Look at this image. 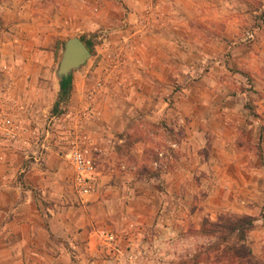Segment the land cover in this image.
Wrapping results in <instances>:
<instances>
[{"label": "crops", "instance_id": "0c3cea01", "mask_svg": "<svg viewBox=\"0 0 264 264\" xmlns=\"http://www.w3.org/2000/svg\"><path fill=\"white\" fill-rule=\"evenodd\" d=\"M95 8L128 21L118 29L129 53L118 57L122 71L113 75L132 103L123 96L120 122L106 123L92 140L95 189L73 192L70 203L46 187L49 177L38 180L40 198L15 184L11 199L0 168V264H174L189 224L198 228L221 210L255 217L263 204L247 235L257 254L264 238V0H0L6 60L46 70L37 52L16 48L74 20L89 24ZM250 28L252 40L244 36ZM147 148L155 157L142 173L127 159Z\"/></svg>", "mask_w": 264, "mask_h": 264}, {"label": "rangeland", "instance_id": "374dc122", "mask_svg": "<svg viewBox=\"0 0 264 264\" xmlns=\"http://www.w3.org/2000/svg\"><path fill=\"white\" fill-rule=\"evenodd\" d=\"M134 4L136 8L142 7L140 1H134ZM144 12L139 16L143 18ZM123 17H125L124 14L114 13L113 10L104 12L102 8H95L89 17V24L84 25L74 20L61 31L56 33L52 31L48 36L38 37L33 46L29 42H24L25 47L16 48L19 52L23 51L26 56H33L37 52L40 57L38 63L46 67V70L39 68L36 71V66L31 62H16L15 59L11 62L7 61L9 49L2 46L1 41L4 37L0 31V118L7 116L13 123L12 135L0 133V168L8 172L11 199L19 192V188L13 189L15 184L23 190L31 191L36 198H40L38 180L49 177L52 183L47 184L46 187L59 195L64 203H70L75 189L72 186L71 168L65 158L67 145L58 137L62 129L61 125L64 123L80 121L79 123L84 125L90 136L91 153L95 163L98 162L97 150L94 149L92 140L105 133L106 123L115 127L120 122L122 115L119 116V109L116 110V108L121 104V98L125 97L126 102H131L127 94L125 96L124 92L120 93L117 87L120 78L113 75L116 69L122 71L120 64H117L120 60L118 57L123 58L125 56L122 53L126 55L129 53L119 46L118 27L123 22L128 23L126 18L122 20ZM69 36H78L87 41L90 46V55L83 63L69 71L71 88L68 99L66 102H59L56 109L51 112L58 88L59 78L55 73L57 63L62 43ZM11 50L13 51V48ZM16 56L18 58L20 55ZM126 66L125 63L122 68L126 69ZM19 71H25L26 77L18 78ZM85 105H90L91 109L85 111L82 117L80 112ZM123 112L126 115L130 113L127 108ZM46 130H48L47 133H45ZM204 149L205 147L203 151ZM45 152L47 155L43 158L42 155ZM129 155L130 158L127 160L136 163L142 173L151 171L149 162L155 157L152 149H145L144 156L140 158ZM52 170L56 172L55 175L49 174ZM187 197L188 200L189 193ZM48 201L42 200L46 206L50 205ZM262 208L263 204L257 207L255 217L250 216L254 219L263 217ZM28 210L26 208V213L29 212ZM225 212L238 213L221 210L216 215ZM253 226L254 223L249 230ZM249 230L245 237L248 245ZM182 233L186 250L184 253L178 251L173 262L174 264H192L193 255L201 250L202 246H206L211 241V237L199 234V227L194 228L193 223L189 224L186 231ZM210 255L211 253L209 258ZM254 256L260 264H264V238H262L260 251ZM201 257L199 253L197 260L201 264H213L209 262V259L202 260Z\"/></svg>", "mask_w": 264, "mask_h": 264}, {"label": "trees", "instance_id": "16d2710c", "mask_svg": "<svg viewBox=\"0 0 264 264\" xmlns=\"http://www.w3.org/2000/svg\"><path fill=\"white\" fill-rule=\"evenodd\" d=\"M83 42L90 50L89 43L84 40ZM57 83L56 98L52 103L51 112L56 109L59 102H66L68 99L71 88L70 73L61 76ZM253 219L245 213L227 212L216 215L214 220L203 217L199 234L211 237V241L193 255L192 264L199 261L197 260L199 253L202 255V260L209 259V262L213 264H224V262L226 264H260L245 240L247 231L252 227Z\"/></svg>", "mask_w": 264, "mask_h": 264}, {"label": "built area", "instance_id": "2783aa9c", "mask_svg": "<svg viewBox=\"0 0 264 264\" xmlns=\"http://www.w3.org/2000/svg\"><path fill=\"white\" fill-rule=\"evenodd\" d=\"M244 36L246 39L252 40L254 38V28L246 30ZM90 109V105H85L80 115L84 117L85 111ZM94 116H96L95 113ZM79 122L72 121L62 124V129L59 131L58 137L67 145L65 158L71 168L73 188L79 193L87 194L95 189L97 169L91 153L89 133L85 130L84 125ZM12 125L13 123L9 117H1L0 133L12 135ZM47 132L48 130L45 131V133Z\"/></svg>", "mask_w": 264, "mask_h": 264}, {"label": "water", "instance_id": "95a60500", "mask_svg": "<svg viewBox=\"0 0 264 264\" xmlns=\"http://www.w3.org/2000/svg\"><path fill=\"white\" fill-rule=\"evenodd\" d=\"M89 55L90 50L80 37L65 38L55 72L57 77L65 76L72 68L83 63Z\"/></svg>", "mask_w": 264, "mask_h": 264}]
</instances>
